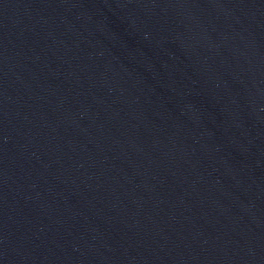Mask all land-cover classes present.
Masks as SVG:
<instances>
[{
    "label": "water",
    "instance_id": "water-1",
    "mask_svg": "<svg viewBox=\"0 0 264 264\" xmlns=\"http://www.w3.org/2000/svg\"><path fill=\"white\" fill-rule=\"evenodd\" d=\"M0 264H264V0H0Z\"/></svg>",
    "mask_w": 264,
    "mask_h": 264
}]
</instances>
